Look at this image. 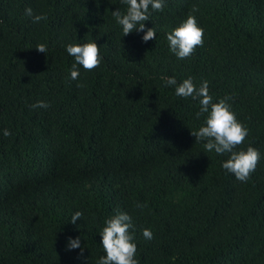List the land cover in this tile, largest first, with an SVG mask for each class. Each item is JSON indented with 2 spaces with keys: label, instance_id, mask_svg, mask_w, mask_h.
Instances as JSON below:
<instances>
[{
  "label": "trees",
  "instance_id": "16d2710c",
  "mask_svg": "<svg viewBox=\"0 0 264 264\" xmlns=\"http://www.w3.org/2000/svg\"><path fill=\"white\" fill-rule=\"evenodd\" d=\"M28 7L47 19L33 23ZM126 7L0 0V264H97L117 211L132 218L139 264H264V0H164L149 9L147 42L123 35L111 13ZM189 14L203 46L181 60L167 33ZM92 41L100 66L77 65L73 80L66 46ZM173 76L207 81L213 102L231 97L248 129L235 150L260 153L246 182L222 167L229 154L195 142L207 114L197 119L198 100L166 86ZM38 101L49 107L32 108ZM78 236L83 252L66 251Z\"/></svg>",
  "mask_w": 264,
  "mask_h": 264
},
{
  "label": "clouds",
  "instance_id": "9594fccd",
  "mask_svg": "<svg viewBox=\"0 0 264 264\" xmlns=\"http://www.w3.org/2000/svg\"><path fill=\"white\" fill-rule=\"evenodd\" d=\"M127 6L126 11L120 9L112 11V16L116 23L122 26L123 35H128L134 30L143 32L142 40L147 42L156 38L155 28H148L145 31L144 22L150 19L149 9L155 11H163L164 0H123ZM193 12L198 11L193 7ZM25 15L31 17L33 23L46 20L44 14H33V9L28 7L25 9ZM203 29L198 25L194 15L189 14L187 18L180 23L171 32L167 33V42L170 51L175 54L178 59L190 57L198 46H203ZM37 51L47 53L45 44H38ZM100 46L95 41L85 42L83 44H68L66 46L67 53L74 57L75 63L72 66L71 78L78 79L80 72L77 65H80L86 71H91L100 66L102 56L100 55ZM166 86H172L175 89L177 97L198 100L199 111L196 112V118L205 116V121L197 131H191L196 137V141L203 142L202 146L205 152H212L217 155L229 154L228 158L222 162V167L241 182H246L250 175L255 171L259 160V151L248 146L246 150L236 151L237 146L244 143L248 129L240 121L237 120L235 113L231 110L229 100L231 97H224L218 102H213V96L209 94L208 82L203 81L197 86L191 77L177 82L176 78L167 77ZM78 87H83L79 84ZM32 108L47 109L49 105L44 101H38L31 105ZM3 135L8 137L11 132L8 129L3 130ZM138 208L144 205L137 204ZM83 213L75 212L70 222L75 224L78 218H82ZM132 218L127 212L117 211L115 215L105 221V226L100 231L102 237L101 244L106 255L99 258L97 264H139L136 257L137 245L133 242V235L130 231L133 229ZM143 236L146 240L153 239V233L150 229H143ZM76 248L81 249V238H68L66 251Z\"/></svg>",
  "mask_w": 264,
  "mask_h": 264
}]
</instances>
